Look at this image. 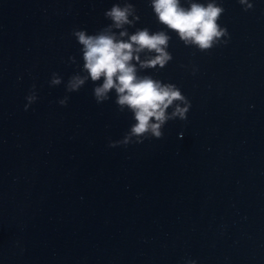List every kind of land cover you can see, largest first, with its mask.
<instances>
[{"label":"clouds","instance_id":"1","mask_svg":"<svg viewBox=\"0 0 264 264\" xmlns=\"http://www.w3.org/2000/svg\"><path fill=\"white\" fill-rule=\"evenodd\" d=\"M150 0L157 22L177 34L185 46H194L201 52L226 44L229 33L218 21L225 9L217 0ZM244 11L253 9L250 0H238ZM104 16L111 23L94 34L87 30H74L72 35L81 46L83 66L66 84L69 93L79 91L88 81L94 84L93 95L97 104L108 101L115 93V103L121 112L132 114L135 121L123 138L110 141L109 147L141 144L146 139H162L169 121L187 120L190 100L171 82L141 74L145 70L164 69L173 59L168 51L171 36L168 31H151L136 28L140 20L137 10L129 0L114 3ZM75 63V57L70 58ZM195 72V69L193 70ZM102 81V82H101ZM62 77L52 74L51 86L60 85ZM101 82V83H97ZM38 96L35 85L26 96L25 110L35 103ZM68 96L58 103L66 106ZM188 264H196L189 261Z\"/></svg>","mask_w":264,"mask_h":264}]
</instances>
